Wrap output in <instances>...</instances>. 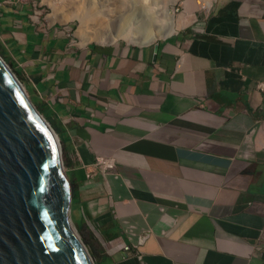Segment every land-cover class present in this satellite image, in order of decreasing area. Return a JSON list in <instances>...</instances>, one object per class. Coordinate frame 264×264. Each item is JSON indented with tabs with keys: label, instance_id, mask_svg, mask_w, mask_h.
Here are the masks:
<instances>
[{
	"label": "crops",
	"instance_id": "crops-1",
	"mask_svg": "<svg viewBox=\"0 0 264 264\" xmlns=\"http://www.w3.org/2000/svg\"><path fill=\"white\" fill-rule=\"evenodd\" d=\"M183 5L145 43L40 31L23 8L10 39L115 264H264V0Z\"/></svg>",
	"mask_w": 264,
	"mask_h": 264
},
{
	"label": "water",
	"instance_id": "water-1",
	"mask_svg": "<svg viewBox=\"0 0 264 264\" xmlns=\"http://www.w3.org/2000/svg\"><path fill=\"white\" fill-rule=\"evenodd\" d=\"M40 107L0 53V264H115L93 234L62 132Z\"/></svg>",
	"mask_w": 264,
	"mask_h": 264
},
{
	"label": "rangeland",
	"instance_id": "rangeland-1",
	"mask_svg": "<svg viewBox=\"0 0 264 264\" xmlns=\"http://www.w3.org/2000/svg\"><path fill=\"white\" fill-rule=\"evenodd\" d=\"M76 3L80 1L77 6H73L74 13L84 16V28L93 39H88L85 42H119V43H134L137 37H145L146 32L156 31V20L160 22L163 15L172 16L173 24L175 26V19L183 9L184 0H154L157 4H148V0L142 5H119L125 0H74ZM128 1V0H127ZM54 5H58V12L60 15L67 16L69 9L61 7L64 2L73 4L72 0H53ZM95 2V5L93 4ZM201 2V1H200ZM92 3V4H91ZM70 5V4H68ZM153 6V11L149 6ZM0 7L7 12L5 19L0 20V53L11 65L23 85L28 90V82L30 75L26 71V57L20 55V51L12 44L10 31L19 29L20 22L13 19L12 14L19 13V9L25 10L28 21L33 23L40 31L46 29L48 25L57 26L58 30H63L68 34L69 38L73 36L77 39L81 38L76 34L79 22L74 17H66L67 20L63 22H51L52 8L41 0H0ZM71 10V9H70ZM134 15L139 16V20L133 18ZM26 18V16H25ZM73 18V19H72ZM2 23V24H1ZM147 27L149 28L148 30ZM176 27V26H175ZM151 29V30H150ZM175 29L174 31H176ZM147 32V33H148ZM115 38L110 40L108 37L112 34ZM132 33V34H131ZM134 34V38L133 35ZM170 34V33H169ZM94 35H97L94 36ZM99 35V36H98ZM116 35L119 37L116 38ZM132 36V37H131ZM168 36V34H167ZM166 36H158L155 39H160ZM153 39V40H155ZM151 40V41H153ZM150 42V41H149ZM138 43V42H135ZM144 43V42H143ZM98 240L101 247L106 250V244L103 239L96 233H93Z\"/></svg>",
	"mask_w": 264,
	"mask_h": 264
},
{
	"label": "bare ground",
	"instance_id": "bare-ground-1",
	"mask_svg": "<svg viewBox=\"0 0 264 264\" xmlns=\"http://www.w3.org/2000/svg\"><path fill=\"white\" fill-rule=\"evenodd\" d=\"M41 1L43 3L48 4V6L51 7L52 10H53V12L51 14V20H50L51 22L56 21V20L59 21V22L66 21L67 20L66 17H69L71 15V17H74V19H77L78 22H79L78 28L76 30V34L81 38L82 43H84L88 39H93L91 36H89V33L86 32V29L84 28V22L83 21H84L85 17L84 16H80L79 14L74 13V11H73L74 8L72 7V5L74 6L75 4H79L80 1H78L76 3L74 0H72L73 4L68 3V2H64L62 5H60L61 7L65 8L67 10L69 9V12H68L67 16L64 15V14H62V15L59 14L58 5H54L53 2H52L53 0H41ZM81 1H83V0H81ZM148 1H150V2H148V4L150 3V4H154V5H161L160 3L157 4L156 2H154V0H148ZM144 3H145V0H128V1L125 0L119 5H124V4H126V5H129V4L130 5H142ZM68 4H70V5H68ZM93 4L95 5V2ZM75 6H77V5H75ZM149 9L151 11H153L154 8H153V6L150 5ZM133 18L135 20H139L140 19L139 16H137V15H134ZM172 19L173 18H172V16L170 14H169V16H167L166 14L163 15V18L160 19V22H157V20H156V23H157L156 24L157 26L155 28L156 31L153 30V32L152 31L148 32L149 28L147 27V29H145V30H148L147 31L148 33L146 32V36L145 37H137V40L135 39V42H138V43H143L144 42L145 43V42H149V41L155 39L158 36H167V34L168 35L172 34L174 32V30H175V26L173 24V20ZM94 36L97 37V35H94ZM132 36L134 38V34ZM117 37H119V35H116V38ZM108 38L110 40H112V39L115 38V35L114 34L109 35Z\"/></svg>",
	"mask_w": 264,
	"mask_h": 264
},
{
	"label": "built area",
	"instance_id": "built-area-1",
	"mask_svg": "<svg viewBox=\"0 0 264 264\" xmlns=\"http://www.w3.org/2000/svg\"><path fill=\"white\" fill-rule=\"evenodd\" d=\"M257 89L264 92V82H258L256 85ZM95 163L100 167L101 170H111L114 168V164L111 159L96 157ZM147 234L142 235L141 237H146ZM125 250H130L128 246L124 247ZM138 256V255H137ZM139 257V256H138Z\"/></svg>",
	"mask_w": 264,
	"mask_h": 264
},
{
	"label": "trees",
	"instance_id": "trees-1",
	"mask_svg": "<svg viewBox=\"0 0 264 264\" xmlns=\"http://www.w3.org/2000/svg\"><path fill=\"white\" fill-rule=\"evenodd\" d=\"M5 14H7V12H6ZM38 111H39L40 113L43 114V109H42V107H40V109L38 108ZM50 124H51V122H50ZM51 126H52V125H51ZM95 264H99V263L96 262Z\"/></svg>",
	"mask_w": 264,
	"mask_h": 264
}]
</instances>
